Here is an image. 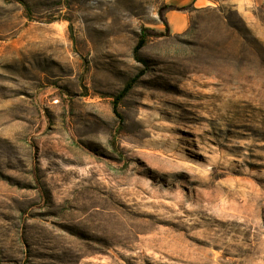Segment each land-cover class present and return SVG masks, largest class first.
Returning <instances> with one entry per match:
<instances>
[{
  "label": "rangeland",
  "instance_id": "1",
  "mask_svg": "<svg viewBox=\"0 0 264 264\" xmlns=\"http://www.w3.org/2000/svg\"><path fill=\"white\" fill-rule=\"evenodd\" d=\"M225 1L0 0V264H264V5Z\"/></svg>",
  "mask_w": 264,
  "mask_h": 264
},
{
  "label": "crops",
  "instance_id": "2",
  "mask_svg": "<svg viewBox=\"0 0 264 264\" xmlns=\"http://www.w3.org/2000/svg\"><path fill=\"white\" fill-rule=\"evenodd\" d=\"M163 5H171L175 7L193 6L195 12L215 8L219 4V0H160ZM225 1V0H224ZM226 3H233L235 0H226ZM170 30L173 34H181L185 32L190 25V14L183 12L171 11L166 14Z\"/></svg>",
  "mask_w": 264,
  "mask_h": 264
},
{
  "label": "trees",
  "instance_id": "3",
  "mask_svg": "<svg viewBox=\"0 0 264 264\" xmlns=\"http://www.w3.org/2000/svg\"><path fill=\"white\" fill-rule=\"evenodd\" d=\"M191 10H193V6L192 5H189V6H186V7H180V8L179 7H175V6H171V5H164L160 9V12H159L160 20H161L162 24L165 27L166 34H167L168 37L171 34H170V27H169L168 21L166 19V14L168 12H171V11L183 12V13H187L188 12L189 13ZM147 43H148V37L146 36V34H143V35L140 36V38H139V40H138V42H137V44H136V46L134 48V56L140 63H143V62L145 63V61L139 57V53H140V51L143 48L146 47ZM142 75H144V72H142L140 76H142ZM140 76H138L137 79ZM137 79H133L130 83H127L126 88L123 90V92L118 97H116V99L113 102V112L120 120H122V118H121L120 114L118 113V104L121 101V99L124 96H126V94L132 89L133 85L137 82Z\"/></svg>",
  "mask_w": 264,
  "mask_h": 264
},
{
  "label": "bare ground",
  "instance_id": "4",
  "mask_svg": "<svg viewBox=\"0 0 264 264\" xmlns=\"http://www.w3.org/2000/svg\"><path fill=\"white\" fill-rule=\"evenodd\" d=\"M183 208V207H182ZM204 208V207H203ZM111 209V208H110ZM199 209V208H198ZM197 209V210H198ZM206 209V208H205ZM183 210V209H182ZM119 211V210H118ZM203 211V210H202ZM205 211V213L208 211V210H204ZM110 212V211H109ZM200 212V211H199ZM186 213V212H185ZM194 213V212H193ZM205 213H200V215H203V216H205ZM110 214V213H109ZM211 215V214H210ZM121 217V216H120ZM202 217V216H201ZM210 219H209V221H213V222H218V224L220 225V226H222L223 227V225L227 228L228 226H230L231 225V227L235 224L233 221L231 222V223H227V222H225V223H223V222H219L214 216H210L209 217ZM116 219V218H115ZM205 219V218H204ZM207 219V218H206ZM129 223V222H128ZM170 224H172L174 227H176V228H178V229H184V230H186L187 232H188V229L182 224V223H178V224H174V223H170ZM125 225V224H124ZM196 225V224H195ZM132 226V225H131ZM251 229H253L254 231H252L253 232V237H254V232L256 233V230H255V227L253 226V225H250L249 226ZM148 228V227H147ZM146 228V229H147ZM145 228H135L134 229V231H145L146 230ZM156 229V228H155ZM149 230H151V229H149ZM165 229L164 228H160V229H158V234H160V233H162L163 231H164ZM131 231V230H130ZM152 231V230H151ZM146 232V231H145ZM212 232H215V234H217L218 233V230L217 229H213V228H207V230L205 231V234L206 235H211V234H213ZM126 233V232H125ZM124 234V233H123ZM157 233L155 234V235H158ZM188 234H190L189 236L191 237V238H195L194 240H196V242L197 243H199V244H204V245H209V242L207 241V240H201V239H198L197 237H195L194 235H192L190 232H188ZM126 235V234H125ZM124 235V236H125ZM128 237V236H127ZM154 237V236H153ZM153 239V238H152ZM162 248H166V247H162ZM172 250H175V251H178L179 249L178 248H173Z\"/></svg>",
  "mask_w": 264,
  "mask_h": 264
},
{
  "label": "built area",
  "instance_id": "5",
  "mask_svg": "<svg viewBox=\"0 0 264 264\" xmlns=\"http://www.w3.org/2000/svg\"><path fill=\"white\" fill-rule=\"evenodd\" d=\"M261 3V5H264V0H257Z\"/></svg>",
  "mask_w": 264,
  "mask_h": 264
}]
</instances>
